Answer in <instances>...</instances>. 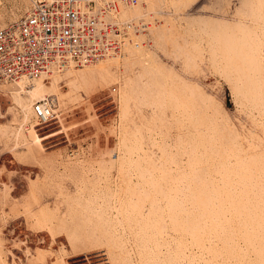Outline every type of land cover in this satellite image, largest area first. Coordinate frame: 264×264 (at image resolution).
<instances>
[{
  "label": "rangeland",
  "instance_id": "rangeland-1",
  "mask_svg": "<svg viewBox=\"0 0 264 264\" xmlns=\"http://www.w3.org/2000/svg\"><path fill=\"white\" fill-rule=\"evenodd\" d=\"M145 1L146 6H136L134 14L139 16L151 11L160 20L150 31V45L131 48L137 57L126 61L124 67L111 62L108 65L112 73V77H108L110 83L97 84L92 94L81 90V98L69 90L70 74L63 72L51 78L50 81H56L62 94L66 95L62 103L59 101L54 119L36 126L33 115L29 118L21 104L6 95L3 89L0 91V242L3 240L6 248L15 254V259L12 253L9 254L11 264H51L50 259L35 261L28 252L35 253L38 247L48 249L53 238L56 242L50 247L56 255L67 254L62 250L63 245L72 242L78 245V250L68 259L69 264H111L109 248L121 241L120 244L129 245L127 249L135 248L139 263L144 264L140 257L144 250L141 244L150 239L140 238L136 231L144 230L143 216L144 213L151 215L148 212L151 206H148L149 201L148 204L144 202L141 195L144 191L140 187L151 188L148 189L150 201L156 196H164L166 190H161L166 173L158 166L187 155L179 149L183 142V146L185 143L192 145L188 136L185 142L184 134L190 135L197 122L203 125L197 127L209 126L212 114L221 126L227 123L235 128L244 143L248 144L250 140L255 145L264 143L262 117L249 115V102L244 95L238 101L234 88L226 80L230 72L225 65L230 64L223 59L222 48L216 45L220 33L217 24L211 18L212 22L208 20L209 17L251 20L248 28L255 34L260 31L257 19L260 24L264 22V9L254 10L252 0H244V3L241 0ZM261 10L262 16L258 17ZM23 11L22 0H0V26L16 21ZM162 30L166 31L164 39L160 38ZM258 34L264 42L263 30ZM140 58L148 60L165 85L154 84L147 94L123 101L124 76L139 69L137 60ZM187 83L202 88L206 96L216 100L220 112L214 113L209 100L192 92L185 85ZM112 87H116L114 95L109 93ZM180 96L188 100L186 105L178 104L174 99ZM191 103H195L196 112ZM94 113L98 120L92 118ZM31 126L43 138L47 151L62 148V156L43 161L39 156L43 152L33 154L25 144ZM178 133H183V142ZM176 137L182 143L178 144ZM70 152L73 155H69ZM69 160L72 161L70 164ZM154 164L157 167L154 168ZM147 166L152 169L151 175L144 171ZM141 214H144L142 222L135 227L134 220ZM156 215L159 218L152 226L156 225L155 231L163 235L167 232L164 225L168 222H162V213ZM68 233L75 238L72 240ZM119 234L124 236L119 238ZM155 235L153 232V241Z\"/></svg>",
  "mask_w": 264,
  "mask_h": 264
},
{
  "label": "bare ground",
  "instance_id": "bare-ground-1",
  "mask_svg": "<svg viewBox=\"0 0 264 264\" xmlns=\"http://www.w3.org/2000/svg\"><path fill=\"white\" fill-rule=\"evenodd\" d=\"M22 1L25 9L26 2L25 0ZM241 2L244 3V0H241ZM249 4H251L250 1ZM135 8L132 10L133 13ZM238 8H240V5ZM252 8L254 10L264 9V1L252 0ZM253 14L256 15V12H253ZM261 16L262 10L258 17ZM210 18L217 24L216 27L220 31L216 45L222 48L223 59L230 64L225 65L229 69L228 72H230L226 80L234 88L238 101L241 100V95H244V99L249 102L248 106L251 107L249 115L252 118L261 116V124L264 126V42L258 37L260 31L263 30L264 32V22L260 24L259 19H257L259 24L257 28L260 31H255L254 34L253 30L248 28L249 23H252V21H247L244 17L245 22L237 20L238 18L219 19L218 17H209L208 20L211 22ZM165 37L166 31L162 30L160 38L164 39ZM136 57V51L129 48L122 62L118 58H105L89 66L66 69L63 72L72 76V80L69 82L70 92H73L78 98L83 97L81 90L92 94L95 92L97 84L107 83L109 81L108 77H112V73L109 71L110 68H108L111 62L119 65V67L121 65L124 67L127 64L126 61L128 62L130 58L136 59ZM137 61L140 64L139 69L137 71L134 69L135 71L132 74L124 76V91L121 94L122 99L124 98L123 101H128L136 95L147 94L151 90L149 87L154 84L165 85L162 76H159L157 70L147 63V59L140 58ZM63 72L53 74L47 81L44 78L33 80L28 86L24 82L3 84L0 86V91L3 89L6 95L21 104L29 117L33 115L32 104L45 96H52L57 107L59 101L63 102L65 94H62L56 81H50L55 75ZM185 85L195 94L201 95L204 100L208 99L209 106L212 110L214 109V113L220 112L219 103L212 97L206 96L202 88L194 85L190 86L188 83ZM176 92L178 93V91ZM24 94H28L29 97L26 98ZM174 99L178 100L177 103L181 105H186V102H188L183 96ZM64 102L66 103V101ZM194 104L191 103L192 109L196 112L198 109ZM211 115L209 116V126H205V128L197 127V125H200L197 122L194 124L195 130L190 135L188 133V135L184 134V137L186 136L184 138L185 142L189 137L192 145L185 143L186 146H183V133L181 135L178 133L180 137L182 136L183 143L180 142L179 136L176 137L179 141L177 143H182L179 149L183 150L185 154L187 153L186 158L181 156L178 161H172L173 163L159 164L158 168L166 173L165 183L163 182L162 190L160 189L162 192L166 190V193L163 194L165 199L164 196H156L155 200L150 201V193L148 192L151 188L147 187L148 190L140 187V190L144 191L141 194L144 202L149 201L150 205L148 206L152 207V209L151 207L148 209L151 215L146 216V213H144L145 216L141 214L134 220L136 227L142 222L141 216L144 217V223H142L144 230L140 233H137V230L136 234H140V238L150 239L141 244L144 246V250L141 253L143 255L141 256L140 253L139 255L144 264H264V143L256 145L250 143L249 137L247 138L249 143H244L241 134L235 131V128L230 127V123V126H228L224 121V126H221ZM222 117L226 116L223 115ZM92 118L98 120L97 114L94 113ZM28 132L29 135L25 137V144L35 155L38 152H43L42 155H39L41 160L62 156V148L50 151L44 148L43 138L34 126H31ZM189 145L191 147H188ZM164 147H167V145H163L162 148L164 149ZM173 153L172 150L171 154ZM69 155L73 154L70 152ZM172 156L170 157L172 158ZM70 162L72 161L69 160L68 163L70 164ZM154 165V168L157 167L156 164ZM149 166L145 167L144 171L151 175L152 169ZM159 175L162 176V174ZM6 193L8 194L9 191ZM147 204L142 205L146 207ZM160 213L163 217L162 222H168L164 225L167 236L156 232L154 229L156 225L152 226L159 218L156 214ZM138 214L140 213L138 212ZM118 222L121 223L120 220ZM169 222H171L170 225ZM153 232L157 235V237L155 235V241H153ZM72 233L68 234L73 240L75 236ZM118 236L120 238L124 235L119 234ZM55 242L53 238L51 245ZM120 243H114L109 248L111 264H140L137 258V250L135 248L129 250L126 248L129 245L124 246L123 243ZM50 246L48 249L38 247L35 253L29 251L28 255L34 257L37 262L50 259L51 264H69L68 259L72 256L71 254L78 250V245L75 242L63 245L62 250L67 254L62 256L59 253L56 255ZM10 253L15 259V254L6 248L5 242L2 240L0 242V264H11L9 261Z\"/></svg>",
  "mask_w": 264,
  "mask_h": 264
},
{
  "label": "built area",
  "instance_id": "built-area-1",
  "mask_svg": "<svg viewBox=\"0 0 264 264\" xmlns=\"http://www.w3.org/2000/svg\"><path fill=\"white\" fill-rule=\"evenodd\" d=\"M22 15L0 27V86L27 83L92 65L105 58L123 59L129 48L150 45L160 20L151 11L136 16L145 0H25ZM111 95L116 88L109 90ZM38 125L57 117L52 96L32 104Z\"/></svg>",
  "mask_w": 264,
  "mask_h": 264
}]
</instances>
